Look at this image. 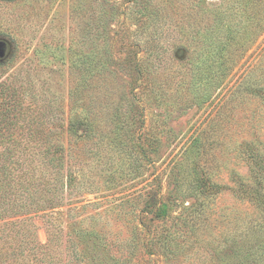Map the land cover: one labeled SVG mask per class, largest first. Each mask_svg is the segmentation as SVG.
Returning <instances> with one entry per match:
<instances>
[{"label":"rangeland","instance_id":"obj_1","mask_svg":"<svg viewBox=\"0 0 264 264\" xmlns=\"http://www.w3.org/2000/svg\"><path fill=\"white\" fill-rule=\"evenodd\" d=\"M0 44L1 152L65 161L0 264H264V0H0Z\"/></svg>","mask_w":264,"mask_h":264},{"label":"trees","instance_id":"obj_2","mask_svg":"<svg viewBox=\"0 0 264 264\" xmlns=\"http://www.w3.org/2000/svg\"><path fill=\"white\" fill-rule=\"evenodd\" d=\"M0 48L3 49L2 44H0ZM13 93H9L11 94L10 100L12 102L5 108L6 106L3 102L7 98H4L5 89L0 85V125L5 124V121L9 119L7 117L16 114L14 112L18 110L20 106L18 104H21L20 102H16L18 98L16 93ZM2 131L0 127V133ZM40 132L41 134L44 133L42 130ZM3 145L0 141V198L7 197L5 198L7 201L4 202L0 199V226L9 222L6 221L7 219L18 217L24 213L21 212V208L28 206L27 201L31 198L30 190L34 191L36 186L40 189L47 187L49 184L47 174L51 167L60 166L63 168L65 164L62 154L63 148L57 143L49 141L40 142L39 147L42 149L39 154L40 158H35V154L28 156H23L22 154L19 155V158L15 157L13 160H10V156L3 155L1 152ZM24 145H28L29 147L32 145L33 147L35 142H27ZM19 146H22V144L20 143ZM35 161H37L36 166L39 170L37 168L36 170L38 171L35 170ZM6 173L7 176L5 177ZM2 221L4 223H1Z\"/></svg>","mask_w":264,"mask_h":264}]
</instances>
